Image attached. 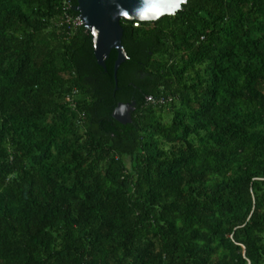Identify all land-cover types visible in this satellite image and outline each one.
Returning a JSON list of instances; mask_svg holds the SVG:
<instances>
[{
    "label": "trees",
    "instance_id": "trees-1",
    "mask_svg": "<svg viewBox=\"0 0 264 264\" xmlns=\"http://www.w3.org/2000/svg\"><path fill=\"white\" fill-rule=\"evenodd\" d=\"M62 2L0 0V264H264V0L121 20L117 83Z\"/></svg>",
    "mask_w": 264,
    "mask_h": 264
},
{
    "label": "water",
    "instance_id": "water-1",
    "mask_svg": "<svg viewBox=\"0 0 264 264\" xmlns=\"http://www.w3.org/2000/svg\"><path fill=\"white\" fill-rule=\"evenodd\" d=\"M118 2L127 9H132L136 6V0H118ZM77 3L76 10L79 12L80 26H84L90 34L97 64L105 68V60L111 50H116L117 59L114 64V82L117 83L116 70L127 59L126 52L121 45L123 30L120 21L123 19H113V15L116 12V5L113 0H77ZM71 8L72 6L69 9ZM122 108L126 109V111L123 115H120ZM132 110L133 105L118 103L113 112V117L120 123L130 122Z\"/></svg>",
    "mask_w": 264,
    "mask_h": 264
},
{
    "label": "clouds",
    "instance_id": "clouds-1",
    "mask_svg": "<svg viewBox=\"0 0 264 264\" xmlns=\"http://www.w3.org/2000/svg\"><path fill=\"white\" fill-rule=\"evenodd\" d=\"M116 5V12L113 19H123L133 22L138 27L142 22L158 21L163 16H175L182 10V6L187 5L188 0H136V6L127 9L118 0H113ZM126 109L120 110L123 115Z\"/></svg>",
    "mask_w": 264,
    "mask_h": 264
},
{
    "label": "built area",
    "instance_id": "built-area-1",
    "mask_svg": "<svg viewBox=\"0 0 264 264\" xmlns=\"http://www.w3.org/2000/svg\"><path fill=\"white\" fill-rule=\"evenodd\" d=\"M71 3L70 0H63L62 2V11H63V18L66 20V22L73 28H76L81 25V21L78 19V17L72 19L69 16L68 11L70 10ZM146 100L150 103L152 102L151 97H147Z\"/></svg>",
    "mask_w": 264,
    "mask_h": 264
}]
</instances>
